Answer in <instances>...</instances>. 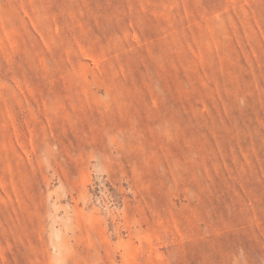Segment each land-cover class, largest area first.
Returning a JSON list of instances; mask_svg holds the SVG:
<instances>
[{
  "label": "rangeland",
  "instance_id": "1",
  "mask_svg": "<svg viewBox=\"0 0 264 264\" xmlns=\"http://www.w3.org/2000/svg\"><path fill=\"white\" fill-rule=\"evenodd\" d=\"M0 264H264V0H0Z\"/></svg>",
  "mask_w": 264,
  "mask_h": 264
}]
</instances>
